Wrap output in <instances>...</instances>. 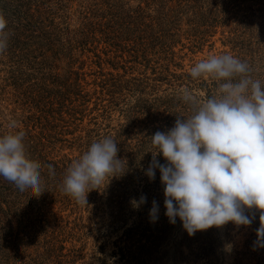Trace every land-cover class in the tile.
<instances>
[{"label": "trees", "instance_id": "1", "mask_svg": "<svg viewBox=\"0 0 264 264\" xmlns=\"http://www.w3.org/2000/svg\"><path fill=\"white\" fill-rule=\"evenodd\" d=\"M74 1L77 8L71 10ZM254 12L241 0H0L9 33L7 50L0 54V100L12 105L10 120L0 122V137L16 131L25 134L26 153L41 165L45 191L40 196L31 190L21 192L0 176V264H73L77 250L65 242H71L75 230L80 233L84 225L82 216L70 221L59 215L69 205L81 208L61 189L67 169L76 161L61 150L77 145L83 154L104 137L116 141L118 158L127 160V173L110 181L106 207L99 202V192L104 193L100 188L88 193L84 208L93 221L116 213V207L124 205L121 194L131 173L152 160L150 137L174 126L176 119L170 115L191 114L176 95L146 97L157 92V82L169 79L170 65L176 63L175 45L184 37L192 48L202 46L217 26L233 23L225 44L234 50L252 47L256 40L255 52L264 57L260 39L264 26L257 25ZM237 58L257 75L250 53ZM106 65L116 73L105 71ZM149 69L154 76L147 75ZM171 75L176 86L205 89V99L218 87L211 78ZM128 96L133 97L132 104ZM114 109L125 120L111 126ZM85 118H89L85 126L92 128L82 125ZM13 120L15 129L9 127ZM77 131L81 133L75 135ZM157 159L166 163L162 155ZM49 165L54 174H49ZM146 180L145 188L153 189L161 182L159 170L154 180ZM53 205H58L56 211ZM255 217L235 264L246 258V264H264V247L254 243L258 211ZM137 228L127 231L128 244L120 248V257L127 264H150L154 244L135 240ZM214 244L212 228L196 232L189 236L186 259L211 264Z\"/></svg>", "mask_w": 264, "mask_h": 264}, {"label": "clouds", "instance_id": "2", "mask_svg": "<svg viewBox=\"0 0 264 264\" xmlns=\"http://www.w3.org/2000/svg\"><path fill=\"white\" fill-rule=\"evenodd\" d=\"M8 40L7 21L0 15V54L7 50ZM190 76L217 81L216 93L201 101L191 90L183 91L191 114L177 116L173 127L150 137L154 150L145 175L154 180L159 170L165 215L172 224L179 218L189 236L229 222L250 227L258 211L254 243L264 247V85L253 78L247 62L227 53L197 62ZM9 127L15 129L17 122ZM24 137L22 131L0 137V176L21 192L31 190L40 196L45 192L41 165L28 157ZM117 145L111 137L92 142L67 169L63 193L87 205L89 192L125 175L127 160L118 158ZM160 155L166 163L159 162ZM145 202L143 195L130 201L137 209ZM158 212L154 200L152 222Z\"/></svg>", "mask_w": 264, "mask_h": 264}, {"label": "rangeland", "instance_id": "3", "mask_svg": "<svg viewBox=\"0 0 264 264\" xmlns=\"http://www.w3.org/2000/svg\"><path fill=\"white\" fill-rule=\"evenodd\" d=\"M243 5H248L249 8L255 10L254 14L258 15L257 25L264 26V0H241ZM77 8L76 1L71 3V10ZM233 23H228L225 25L217 26L215 33L207 38V41L199 47H191V43L183 37L181 43H178L174 47L176 62L175 65H170L169 76L167 80L157 82L159 83L157 92H154L150 96H178L182 98V93L186 90V86L179 84L176 86L175 78L172 77L173 74L186 73L190 74V69L199 61L208 58L209 56L220 55V54H231L237 58V55L248 56L250 53L252 58L255 59L254 63L256 65L257 75H252L253 78H258L261 80L262 85H264V57L255 52L256 40L253 41L252 47L245 45L242 47H236L234 50L231 45L225 44V40L231 35ZM262 33V32H261ZM260 39L264 40V35L260 36ZM247 50H245V49ZM179 64V65H177ZM105 68V71H112L116 73L111 67ZM3 66L0 65V68ZM122 72V69H119ZM152 71L149 69L147 71L148 76H154ZM134 75L137 72L134 71ZM3 76V72H0V77ZM207 79L208 78H204ZM179 82V81H177ZM181 84V85H180ZM91 86V85H90ZM188 90V89H187ZM217 90V89H216ZM215 90V92H216ZM193 95L198 99L205 100L206 90L203 88H193ZM128 102L133 103V97L128 96ZM93 105L92 103L90 104ZM12 109V105L0 100V122L3 120L9 121L10 115L9 110ZM123 109V106H122ZM6 114V115H5ZM168 113H163V117H167ZM171 119H176L175 115L169 116ZM89 118L83 120V126L87 124ZM124 116L122 112L118 109H114L111 114V126H115L118 123L124 122ZM108 123V122H107ZM92 128V126H85ZM81 132H76L75 135ZM84 135V132L82 133ZM71 139V136H67ZM61 154H66L67 156L77 160L82 155V149L77 145L71 148L65 147L60 152ZM146 163L141 167H137L131 173L129 184L123 191L121 196L124 198L122 201L123 206L120 205L116 213L107 216L106 219L94 220L90 212L85 210L86 205H80L81 208H75L74 204L67 206L62 210L59 215L70 221L74 220L78 216L83 218V229L80 233L75 230V238L70 242H65L68 248L73 247L77 250V256L73 264H127V261L122 260L120 257V248L128 244L126 242V234L129 229H134L138 227V232L136 233V239L142 244L146 242H152L154 244L152 250V261L150 264H208L205 259L199 261L193 260V258L186 259L189 253L188 240L189 235L184 230L182 222L177 218L176 223L172 224L165 215L166 209L164 207V186L161 182L152 188H145L147 184V176L145 172L147 170ZM112 181V180H111ZM108 181H105L104 185L100 188L104 191L101 200L99 201L103 207H106L107 194L110 185ZM146 196V202L141 205L138 209L133 208L130 203L131 200L135 199L139 201L141 196ZM117 200V199H115ZM156 201L159 205L158 219L152 222L149 217V212L152 207V202ZM78 205V206H79ZM58 205H53V210L58 209ZM213 235L215 239L214 244V254L211 256V264H235V260L241 255L238 254L244 251V245L249 237V234L253 231L252 225L250 227H237L231 222L222 228H212ZM142 236H141V235ZM140 235V237L138 236ZM129 238V237H128ZM247 259V258H246ZM246 259H243L242 263L246 264Z\"/></svg>", "mask_w": 264, "mask_h": 264}]
</instances>
